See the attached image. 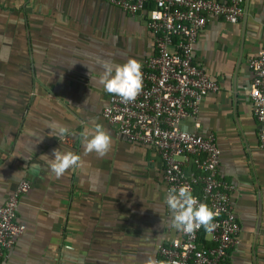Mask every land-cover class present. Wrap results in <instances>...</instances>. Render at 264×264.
Here are the masks:
<instances>
[{
    "label": "crops",
    "instance_id": "1",
    "mask_svg": "<svg viewBox=\"0 0 264 264\" xmlns=\"http://www.w3.org/2000/svg\"><path fill=\"white\" fill-rule=\"evenodd\" d=\"M263 49L264 0H246L236 25L212 18L195 49L220 87L197 119L221 150L219 176L235 187L241 231L230 264H264V153L248 65ZM153 51L144 17L105 0H0V207L22 182L31 186L17 211L26 232L3 264H145L178 236L168 226L160 157L106 121L109 94L93 82L98 61L134 58L143 67ZM52 124L70 130L69 144L49 135ZM97 124L113 138L103 157L85 154L80 135ZM57 149L82 157L60 178L41 157Z\"/></svg>",
    "mask_w": 264,
    "mask_h": 264
},
{
    "label": "built area",
    "instance_id": "2",
    "mask_svg": "<svg viewBox=\"0 0 264 264\" xmlns=\"http://www.w3.org/2000/svg\"><path fill=\"white\" fill-rule=\"evenodd\" d=\"M130 16H143L154 41L153 55L142 67L143 91L134 103L108 96L103 117L131 144L155 150L161 159L165 194L171 187L188 185L199 201L219 214L215 228L203 227L158 247L162 264H230L241 231L232 200L235 187L219 176L221 150L213 135L203 137L198 121L203 100L217 94L219 84L195 60L201 31L212 18L238 24L246 0H105ZM252 75L249 97L259 124V146L264 153V49L248 62ZM195 130L183 129L187 120ZM69 144L70 139L62 140ZM29 182L0 207V264L8 258L27 227L18 220L21 198ZM171 213L167 208V216Z\"/></svg>",
    "mask_w": 264,
    "mask_h": 264
},
{
    "label": "clouds",
    "instance_id": "3",
    "mask_svg": "<svg viewBox=\"0 0 264 264\" xmlns=\"http://www.w3.org/2000/svg\"><path fill=\"white\" fill-rule=\"evenodd\" d=\"M98 63L102 72L99 79L93 82L101 85L109 95L118 97L122 103H134L143 91L141 62L132 58L123 64L114 63L110 59H103ZM49 129L52 130L49 135L57 137L60 141L70 133L66 126L59 124H52ZM80 135L85 154L95 153L103 157L112 148L113 138L100 124L95 125L91 131L85 128ZM41 157L45 158L50 172L57 178L64 176L70 170L75 171L82 160L80 155L61 149L54 150L51 157L48 155ZM164 204L171 213L168 226L176 232L192 235L201 227L206 232H211L216 226L214 221L219 214L218 210H213L206 203L200 202L188 185L169 188ZM145 264H162V262L149 257Z\"/></svg>",
    "mask_w": 264,
    "mask_h": 264
}]
</instances>
